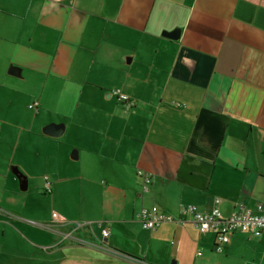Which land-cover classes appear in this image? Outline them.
Returning a JSON list of instances; mask_svg holds the SVG:
<instances>
[{
	"label": "crops",
	"instance_id": "obj_1",
	"mask_svg": "<svg viewBox=\"0 0 264 264\" xmlns=\"http://www.w3.org/2000/svg\"><path fill=\"white\" fill-rule=\"evenodd\" d=\"M217 198L264 202V0H0V264H264V233L136 218Z\"/></svg>",
	"mask_w": 264,
	"mask_h": 264
},
{
	"label": "built area",
	"instance_id": "obj_2",
	"mask_svg": "<svg viewBox=\"0 0 264 264\" xmlns=\"http://www.w3.org/2000/svg\"><path fill=\"white\" fill-rule=\"evenodd\" d=\"M119 100L134 105V100L119 88L111 90ZM30 108H37V103L30 104ZM138 176L143 191H147L152 181V174L139 170ZM45 189L51 191V182L45 177ZM220 199H216L215 207L210 211H202L194 204H184L181 206L180 213L175 215L170 212L161 210L157 204L143 206L136 213V218L142 223L143 227L148 230H155L163 223L177 222L181 223L189 218L193 225L201 231H215L218 243L216 250H222V244L230 241L234 232H247L260 236L264 233V202H258L254 208L241 207L235 209L230 215L225 216L220 207ZM57 218L56 213L53 214ZM75 228L90 225V222H76ZM110 234L109 227L102 228L103 237ZM71 234H69L70 236ZM201 254V252H199Z\"/></svg>",
	"mask_w": 264,
	"mask_h": 264
},
{
	"label": "water",
	"instance_id": "obj_3",
	"mask_svg": "<svg viewBox=\"0 0 264 264\" xmlns=\"http://www.w3.org/2000/svg\"><path fill=\"white\" fill-rule=\"evenodd\" d=\"M164 35H167L171 38H178L179 37V30H175L172 32H165ZM45 133L50 134V135H59L61 134V130L54 129V128H48L45 130ZM27 185V181L25 179L21 180V188L25 189Z\"/></svg>",
	"mask_w": 264,
	"mask_h": 264
}]
</instances>
